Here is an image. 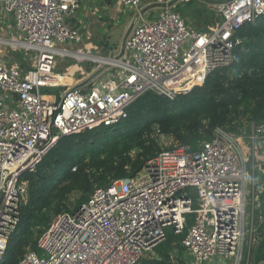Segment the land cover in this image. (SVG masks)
I'll return each mask as SVG.
<instances>
[{"label": "built area", "instance_id": "1", "mask_svg": "<svg viewBox=\"0 0 264 264\" xmlns=\"http://www.w3.org/2000/svg\"><path fill=\"white\" fill-rule=\"evenodd\" d=\"M187 1L118 0L136 11L122 54L104 59L111 62H103L98 75L55 102L40 86L59 57L85 56L74 57L79 63L100 58L84 46L65 47L84 40L66 22L77 0H0L2 23L12 19L15 31L0 37V264L27 200L21 175L33 171L59 138L117 124L145 92L170 100L186 94L229 66L242 43L237 31L264 18V0H215L210 4L216 22L198 31L177 10ZM144 3L157 10L155 18L142 19ZM8 54L20 55L25 67ZM185 74L192 87L172 86ZM263 141L264 125L238 136L216 127L196 151L181 146L160 152L135 176L95 188L73 213L56 216L37 241L40 254L27 252L18 264H137L165 240L166 229L180 234L187 214L194 219L181 242L184 264H210L214 258L254 264L252 250L264 222V181L255 179L254 169L264 159L263 147L258 149Z\"/></svg>", "mask_w": 264, "mask_h": 264}, {"label": "trees", "instance_id": "2", "mask_svg": "<svg viewBox=\"0 0 264 264\" xmlns=\"http://www.w3.org/2000/svg\"><path fill=\"white\" fill-rule=\"evenodd\" d=\"M236 37L242 43L233 49L232 63L208 74L186 94L170 100L145 92L117 124L59 138L33 171L21 175L28 186L27 200L19 207V220L1 264H18L27 252L40 254L37 241L56 216L73 213L95 188L139 173L162 152L157 135L196 151L216 127L238 136L250 133L252 125H264V18L242 26ZM41 93L52 95L45 90ZM261 199L264 214V194ZM185 218L180 234L166 229L165 240L153 249L155 256L137 264H184L181 242L194 215ZM252 260L264 264V222L258 229Z\"/></svg>", "mask_w": 264, "mask_h": 264}, {"label": "rangeland", "instance_id": "3", "mask_svg": "<svg viewBox=\"0 0 264 264\" xmlns=\"http://www.w3.org/2000/svg\"><path fill=\"white\" fill-rule=\"evenodd\" d=\"M209 1H213L215 2V0H207ZM187 4L184 5H179V11L181 13H183V16L185 17V19H187L188 23L191 26H195L198 29L201 28H205V22L208 19H215L217 20V14H215L211 8L212 6L210 5V3H204L201 2L199 0H191V2H186ZM77 11L75 12V14L71 15V17H69L68 19H66V22L69 23L71 22L70 20L76 16L77 17ZM132 13V12H131ZM125 16H128L127 12H125ZM124 10L122 9L121 15H119L117 17V19H114L113 21H109V25L110 27H106L104 28L107 31V36L110 37V39H112L113 45L115 46V50L116 47H120L119 49H121L122 46V41L124 38ZM72 25V23H70ZM103 30V31H105ZM82 31V30H81ZM82 33L84 34V32L82 31ZM10 36V35H9ZM9 36H4V38H8ZM86 41V39H84V42ZM83 45H78V44H73L70 43L68 45H65V47H67L69 50H77L79 47L81 48ZM114 46H112L114 48ZM118 49V50H119ZM93 53V52H92ZM91 55H96V54H92ZM100 54V53H99ZM101 55V54H100ZM113 55V54H112ZM13 56L16 55L13 54ZM98 56V55H97ZM103 56V55H102ZM111 56V55H110ZM8 57H12V55L8 54ZM108 58V57H107ZM99 59V58H97ZM18 61V60H17ZM94 61V62H93ZM19 63H22V60L19 59L18 61ZM98 62H100V60H86L81 62L82 64H79L78 60L74 57L72 58H58V61L56 63V66L54 68L53 71V75L51 77L48 78V80H46L47 84H43V86H40V91L41 90H45V91H50L52 93L51 96H49L48 98L51 100H54L55 102H57L60 97L63 95V93H65L66 91L77 87L78 85L82 84L83 82H87L88 79H93L94 76L98 73V69L99 67H101V64H99ZM73 65H77L79 66H83L84 71L80 72L79 71L72 75L71 73L68 72V68L73 66ZM100 70H102V67L100 68ZM83 76L84 80L83 81H78L81 79V77ZM194 85L192 79H191V75L189 74H185L180 76L176 81L173 82L172 86L175 87H192ZM48 96V95H47ZM58 96V98H57ZM157 138V143L159 148L161 149V151H166L168 149H173V148H178L180 147L174 140H172L171 138L168 137H164V136H156ZM263 147V152H264V141L260 143V146L258 147V149ZM243 148L246 150V154H249V145L244 144ZM260 152H262V150H260ZM257 154V153H256ZM258 158H261L262 156H260L259 154H257ZM264 159H261L260 161H258L255 165V169H254V176L255 179L259 180V181H263L264 180V163H262ZM249 174H251V172L249 171ZM248 200V205H247V211L249 212V204H250V198H247ZM154 251L151 250L149 253H147L145 255L144 258L148 259V258H152L154 257ZM189 260H191V257H188ZM210 264H220L218 258H214L212 260V262Z\"/></svg>", "mask_w": 264, "mask_h": 264}, {"label": "crops", "instance_id": "4", "mask_svg": "<svg viewBox=\"0 0 264 264\" xmlns=\"http://www.w3.org/2000/svg\"><path fill=\"white\" fill-rule=\"evenodd\" d=\"M199 1L204 2V3H208V4L210 3V1L208 2L207 0H199ZM77 2H78V8L76 10L77 11V13H76L77 17L74 16L70 20L71 22H69L68 24L70 26L78 28L81 33H82V31L84 32V34L83 33L82 34L84 35V39H86V41L84 42V40H83V43L80 45H83L85 48H87L88 53L93 52L92 54H96L94 56L98 55L97 57H100L101 59H108L109 57H112L114 54L117 55L118 53H120L121 52V49H119L120 47L119 48L116 47V50H115V46L113 45L112 39H110V37L107 36V31L104 28L110 27L109 21H113L114 19H117V17L119 15H121V12L123 9L124 10V21H125V23H124L125 24L124 25V38H123V40H124L126 33L128 32L129 28H131L133 16H134V13H136V11L125 10V8H123L119 4L118 0H77ZM187 2L189 3V2H191V0H188ZM145 4L146 3L143 4L142 9L140 11V13L143 15L142 19L147 20V19L155 18V16L157 15V10L154 8H146ZM184 4H187V3L186 2L178 3L177 10L179 11V5H184ZM210 5H212V4H210ZM211 10L213 11V7L211 8ZM125 12H127L128 16H125L126 15ZM181 14L183 16V13H181ZM4 21L5 20H3V18L0 17V37H3V38H4V36H9V35L11 36L12 34L15 33L14 23H13L12 19H11V21L6 20L7 22H5V25L2 23ZM214 22H216L215 19L213 20V19L207 18V20L205 22V25H206L205 28L198 29L195 26H191L187 21V23L193 29H197L198 31L206 30L208 27H211L212 25H214ZM70 23H72V25ZM103 30H105V31H103ZM112 46H114V48ZM10 55H12V54H10ZM73 56L75 57L76 55L73 54ZM76 58H78V57H76ZM12 59L17 61V59L13 55H12ZM20 59H21V57H20ZM89 59L94 60L92 57ZM57 61H58V59H57ZM22 62L24 63L22 67H25V62L23 60H22ZM98 63L99 64L102 63L101 67L104 64L103 62H98ZM79 64H82V63H79ZM20 65H22V64L20 63ZM101 67H99V69H98L99 71L96 75L99 74ZM76 71L77 72L79 71V73L84 71L83 66L78 67L77 65L76 66L73 65V66L68 68V72L71 73L72 75L76 74L77 73ZM46 80H48V78ZM83 80H84V78L82 76L81 79L78 81L81 82ZM47 97H49V96H47Z\"/></svg>", "mask_w": 264, "mask_h": 264}, {"label": "bare ground", "instance_id": "5", "mask_svg": "<svg viewBox=\"0 0 264 264\" xmlns=\"http://www.w3.org/2000/svg\"><path fill=\"white\" fill-rule=\"evenodd\" d=\"M76 56L75 57H78V58H83V57H85V56H80V55H77V54H75ZM73 56V55H72ZM94 60L96 59V60H100V62H111V61H109V60H104V59H101V58H99V59H97V58H95V57H92ZM89 60H91V59H89ZM49 77H51V76H49ZM48 77V78H49Z\"/></svg>", "mask_w": 264, "mask_h": 264}, {"label": "water", "instance_id": "6", "mask_svg": "<svg viewBox=\"0 0 264 264\" xmlns=\"http://www.w3.org/2000/svg\"><path fill=\"white\" fill-rule=\"evenodd\" d=\"M129 31H130V28H129L128 32L126 33V36L128 35ZM126 36H125V38H126ZM121 54H122V52H121ZM121 54H120V55H121Z\"/></svg>", "mask_w": 264, "mask_h": 264}]
</instances>
